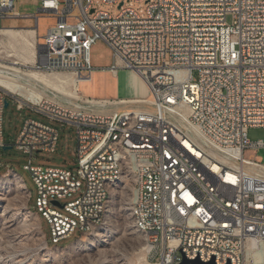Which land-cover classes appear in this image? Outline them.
Returning <instances> with one entry per match:
<instances>
[{"label": "built area", "instance_id": "obj_1", "mask_svg": "<svg viewBox=\"0 0 264 264\" xmlns=\"http://www.w3.org/2000/svg\"><path fill=\"white\" fill-rule=\"evenodd\" d=\"M119 2L145 8L106 9ZM38 11L57 21L42 44L37 37L36 69L89 80L91 47L101 39L111 50L112 75L128 68L153 88L152 97L73 112L75 104L49 96L33 102L0 87V149L7 96L19 111L75 126L74 170L30 163L34 152L55 150L59 133L46 123L25 119L13 144L29 155L23 168L36 184L35 208L50 225V242L76 229L90 233L102 207L99 179L132 158L149 260L257 264L264 246V162L243 152L264 149L262 139L247 138L250 127H264V0H64L61 9L59 0H41ZM4 17L35 18L37 29L35 14H19L13 0H0ZM84 98L104 105L108 99ZM127 100L137 102L121 103ZM128 112H138L139 121L130 122Z\"/></svg>", "mask_w": 264, "mask_h": 264}, {"label": "rangeland", "instance_id": "obj_2", "mask_svg": "<svg viewBox=\"0 0 264 264\" xmlns=\"http://www.w3.org/2000/svg\"><path fill=\"white\" fill-rule=\"evenodd\" d=\"M14 10L19 14H35L37 17V37L40 44L48 27L54 25L57 17L47 12L38 11L41 0H13ZM60 9L64 5V0H59ZM133 6L142 13L145 4H134L125 2L121 8ZM99 8V7H97ZM112 14L118 12V4L106 7ZM72 19H69L71 21ZM230 21V18H228ZM35 18L32 17H4L0 18L2 28H34ZM90 32V30H88ZM0 46V74L10 73L5 67L8 63L19 59V67L22 71H29L31 64L27 62L29 49L27 46L17 44L11 37H3ZM38 47H36V52ZM37 55V53H36ZM22 56V57H21ZM91 64L94 68L89 80L80 81L78 90L88 97H108V98H131L135 96L148 97L149 89L142 78L134 70L119 69L115 76L100 71L112 62L110 48L104 41L98 39L91 47ZM21 57V58H20ZM98 71V73H96ZM55 75V74H51ZM59 77L69 76V73L58 72ZM20 83L39 87V83L30 80L23 75ZM39 84V85H38ZM52 97H57L50 93ZM60 98L67 99L59 96ZM68 100V99H67ZM70 101V100H68ZM8 105L4 108L2 121V135L6 145H11L10 149H0V195L6 197L5 204L10 209L8 218L15 217V225L8 227V219L0 216V264H118L116 259L122 254L124 264H137L142 257V247L147 245L142 235L132 226L129 217L130 194L128 189L122 184L116 186L114 195V205L110 213L106 212L105 220L96 227L93 233L83 234L80 238V231L76 229L69 237L61 239L57 244L50 242V225L46 219L38 216L34 209L37 198V187L28 170L23 166L28 164L29 155L17 149L13 144L19 134L25 119L32 118L46 123L58 130L59 137L54 152L37 151L30 157V163L41 166H58L69 169L77 167L75 162L74 147L76 145L75 126L70 123L51 119L29 108L21 111L17 110L10 96H7ZM136 107V106H132ZM249 141L262 139L264 141V127H250L247 131ZM244 157H256L264 162V149H245ZM13 168L23 179L27 189L30 191L29 207L25 192L19 187L17 179L10 175H3L4 172ZM3 193V194H2ZM26 203V205H25ZM24 204V206H23ZM4 202H0V212ZM110 203L108 201V207ZM14 207V208H13ZM63 212V210H60ZM13 214V215H12ZM15 214V215H14ZM40 224V228L38 225ZM49 240L50 245H45L44 237ZM78 238V240H76ZM56 245V246H55ZM144 259L151 261L152 255L145 253Z\"/></svg>", "mask_w": 264, "mask_h": 264}, {"label": "bare ground", "instance_id": "obj_3", "mask_svg": "<svg viewBox=\"0 0 264 264\" xmlns=\"http://www.w3.org/2000/svg\"><path fill=\"white\" fill-rule=\"evenodd\" d=\"M3 37H11L16 40L17 44H21L27 46L29 49V57L27 62L34 63L36 57V41H37V32L33 28H1L0 29V46ZM22 57V56H21ZM20 57V58H21ZM19 59L17 61H13L8 63V66L5 68L10 71V73L6 75L0 74V87L11 94L19 95L27 100L36 101L43 96H49L52 99H59L63 100L68 103L75 104L73 105V112H81V107L89 110H98L101 108H109L115 107V100L113 99H106V105H104L98 99L94 100H87L83 96H81L77 90L78 88V81L74 77L73 74L69 73V76L64 78L59 77L56 75L58 72H46L41 71L31 64L29 71H22L19 67ZM55 74V75H51ZM27 76L30 80L38 82L39 87H35L34 85H25L20 83L21 76ZM149 89V96H153V88ZM50 93L55 94L57 97H52ZM59 96L65 97L60 98ZM134 103L137 101L127 100L121 101V103ZM128 120L130 122H138L139 121V113L138 112H128ZM26 170V169H25ZM3 175H10L14 179H17L19 187L25 192V196L27 199V207H29V198H30V191L27 189L25 182L23 181L22 177L14 170L9 169L3 173ZM1 176V173H0ZM122 184L124 188L128 189L130 194L133 192L132 198L130 197L128 213L132 223L133 228L142 235L144 240L147 242L146 246L142 247L143 253L142 257L139 259L137 264H158L154 262H148L144 259L143 256L146 253L152 255L153 257V250H151L150 244V237L149 231L144 228V225L141 222V217L139 213V208H137V204H135L136 193H138L139 188V170L137 166L133 164L132 158H124V169L123 167H115V175H109L103 177V179H99V186H102V207L99 211L98 222H95L92 228H90V233L96 229L97 226L103 223L105 220L106 212H111L112 207L114 205V195L116 193V186ZM3 194V193H2ZM6 197L4 195H0V202H4L3 209L0 212V216L2 218L8 219V227H13L15 225V217L8 218V214L11 212L10 209L6 207ZM108 201L110 203L108 207ZM26 205V203H25ZM24 206V204H23ZM36 206V205H35ZM14 208V207H13ZM35 213L41 217L39 213V209H34ZM13 215V214H12ZM15 215V214H14ZM40 228V224L38 225ZM42 236L44 237V233L42 232ZM82 236V235H81ZM80 236V237H81ZM79 237V238H80ZM45 245L48 246L50 244L47 243V239L44 238ZM78 240V238L76 239ZM257 255L259 257L256 258L257 264H262L263 260L262 257L264 256V246L260 245L259 250L257 251ZM123 256H120L116 259V261H120L118 264H124L122 262ZM104 263V262H103ZM102 263V264H103Z\"/></svg>", "mask_w": 264, "mask_h": 264}, {"label": "water", "instance_id": "obj_4", "mask_svg": "<svg viewBox=\"0 0 264 264\" xmlns=\"http://www.w3.org/2000/svg\"><path fill=\"white\" fill-rule=\"evenodd\" d=\"M121 5H122V2H119V4H118V8H120ZM92 12H93V9L91 10V13H92ZM7 105H8V102L5 101V107H6ZM10 148H12L11 145H5V146H3V149H10ZM53 204H54L55 206L62 207V206L59 205V203L56 202V201H53ZM189 263H194V264H205V262L199 260L198 257L195 258V259H193V260H192V259H187V258L184 257V259H183V261H182L181 264H189ZM208 264H215L213 258L208 262Z\"/></svg>", "mask_w": 264, "mask_h": 264}, {"label": "crops", "instance_id": "obj_5", "mask_svg": "<svg viewBox=\"0 0 264 264\" xmlns=\"http://www.w3.org/2000/svg\"><path fill=\"white\" fill-rule=\"evenodd\" d=\"M109 66V65H108ZM108 66H106V67H102V68H100L99 70L100 71H102V70H106V72H107V68H108ZM96 73H98V71L96 72ZM107 73H110L111 74V72H107ZM112 75V74H111ZM112 76H115V75H112ZM77 90H78V88H77ZM78 92H79V94L82 96L83 94L80 92V90H78ZM84 97H88V96H85V95H83ZM91 98H108V97H91ZM138 98H144V97H139V96H135V97H131V98H118V99H138ZM108 99H117V98H108Z\"/></svg>", "mask_w": 264, "mask_h": 264}]
</instances>
